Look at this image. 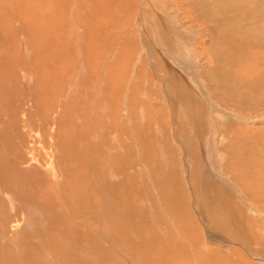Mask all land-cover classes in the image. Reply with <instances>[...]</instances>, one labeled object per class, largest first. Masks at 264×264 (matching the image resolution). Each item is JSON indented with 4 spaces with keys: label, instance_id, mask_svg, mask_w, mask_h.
<instances>
[{
    "label": "bare ground",
    "instance_id": "1",
    "mask_svg": "<svg viewBox=\"0 0 264 264\" xmlns=\"http://www.w3.org/2000/svg\"><path fill=\"white\" fill-rule=\"evenodd\" d=\"M3 1L0 0V16L2 14L1 8H6L7 2ZM52 1L55 3L53 5L50 4L49 12L55 13L51 16L46 13L44 16L48 18L54 17L55 25H53V20L51 24L48 23L49 29L46 33L42 32L44 37L49 32V42H43L42 40V42H39L37 40L36 45L43 43L44 50L45 48L48 49V60L53 52L59 54L56 57L58 58L61 54L64 56V54L70 51L68 43L69 35H79L83 41L76 47V50L87 47L90 52H93L94 56L90 61L93 71H86L85 69V75L88 74L86 79L89 85H95L96 83V90H93L95 92L94 99H97L96 103H99L97 109L99 110L100 108V111L103 112V115L102 113L101 115L104 117L109 112L107 107H110V103L112 106L114 105V109H112L114 113L116 111V116L112 120L113 125L112 123L109 124L107 120L106 127L104 128L103 122L98 121L94 123L92 121L93 118L90 120L89 117L84 115L82 122L85 124L81 126L83 133L79 132L80 135L78 134L76 137L75 133L72 135L70 131L69 140L67 138L60 145L58 143L61 135L55 139L53 145V140L49 138V142L46 143V149L48 147L49 151L42 150V154L44 153L42 158L38 156L40 153L38 152L40 150L38 145L42 140L35 133L36 131H31L32 134L28 131L30 135L23 134L20 138L17 137V143H10L9 146L8 140L15 139L16 130L13 128L15 134L10 135L8 139L2 134L3 132H0V264H158L159 261V264H193L196 258L198 264H244L245 261L241 263V259L239 260L238 257L234 258L233 254L228 255L222 249H199L197 244L202 238L197 230L200 232L201 230L194 224L196 214L194 213L195 217H193L192 212H190L191 206L189 207L188 198L190 192L186 188L188 184L186 185L185 180H183V174L186 169L179 162H181L182 152L187 148L186 153L188 155L192 153V160L195 163L191 165H194L195 169L199 164L202 166L200 161L206 151L203 142L211 135L210 146L213 145L212 148L214 147L218 155L223 157V159L228 157L229 159L225 160V162L231 163L233 166V170L230 172L226 170V167L224 170L220 168L224 175H234L235 180L237 173L238 178L241 180L239 182L236 180L235 182L241 188L242 182H245L248 177L259 180L262 178V182L264 183V167L261 164L264 161V152H262L264 148L248 139L243 140V142L238 141L235 144L233 138L227 146H223L222 144L226 143L225 135L227 136V134L224 135V130L221 128L229 123L236 124V122H240L242 118L240 115L250 112L248 108L252 105H257L255 101L257 95H249V90H254L257 93L256 91L261 88L264 91V38L262 39L260 36V34L264 36V31L257 33L254 28V25L264 21V0H184V4L188 5L186 8L189 9L190 7L189 13L192 15L191 18L189 17V21L207 25L206 27L208 28L211 26L214 30L218 29L216 33L213 31L210 37L208 36L209 39H207L206 45L209 48L205 49L203 47L206 52L208 50L211 56L209 60L211 61L209 63L211 65L206 68L207 70L204 68L203 75L201 72V74L197 73V76L191 69L193 66L199 72L197 64L192 63L191 58L193 55L190 47L177 43L179 34L177 36L172 34L179 31L180 21L175 18L176 16L171 11L159 5V2L154 0H129V2L127 0H116L118 3L114 7L115 0H78L84 7L82 9L83 12L89 18L78 19L75 22V18H70L68 21L64 19L66 18L64 14L67 13L66 9L68 7L65 5L66 1L62 3L60 1L58 4L56 2L59 0ZM11 2L14 1L11 0ZM72 3L75 4L76 1L74 0ZM19 4L21 5L20 2ZM147 4L151 6L153 12L148 9ZM184 4L182 3V5ZM100 5L103 9L102 12H100ZM72 8L73 5H70V12ZM120 8L122 9L119 10ZM16 9L18 10V8ZM32 9L30 8V10ZM116 10L121 11V13L126 12V18H128V15L131 17L127 24L126 22L119 24L121 27L119 30L124 32L125 36H121L119 46L115 44L119 48L114 58L115 60L117 57V60H115V63L105 67L104 57L102 56V60L99 58L101 51H98V53L94 48L97 47V42H100L101 38L97 30L98 28L102 30L105 22L106 24L113 23H109L111 18H115L113 21L114 23L116 22V14L113 13ZM25 12H29V9L25 10ZM118 18L120 19L121 17ZM173 18L177 19V21H174L175 19ZM37 20L39 21V19ZM41 21L43 22L44 20L41 19ZM63 22L67 24L66 30H63ZM127 25L129 31L126 34ZM144 26H146V29L143 34L141 27ZM34 29L36 30L35 27ZM86 29L89 33H94L89 44H87L88 38L85 41L82 35L83 32H86ZM16 31L11 32L15 35ZM35 33L39 34V32ZM21 36L24 35L22 34ZM31 39L32 37L29 41ZM113 51L111 49L107 53L109 54L108 56ZM6 60L3 64H0V72L5 76H0L1 78L4 77L5 80H9L12 66ZM22 62L24 63V60ZM244 62L246 64H244L243 70L245 68L246 71L240 73L239 66ZM138 63L141 66L140 71H146L147 77H145V81H148L147 87L142 86V84L145 85L142 81L144 73L143 75L140 73L141 76H138L136 75L137 73L133 72L135 76L131 80L132 82L130 81L126 85L123 84L121 86L122 91H120L119 97L118 89H120L121 82L118 85L113 79L119 80L121 76L117 77L118 73L113 72L122 68H128V64L131 65L129 69L132 70V67L137 68L136 65ZM105 68L108 69V73ZM103 69L106 75L104 74L101 77L100 71ZM8 71H10L9 76L6 75ZM77 71L73 72L77 73ZM18 74H20V83L25 86L24 89H28L31 80L30 75L22 70ZM69 81L72 84L70 76ZM134 82L138 83V86H136L137 90L131 87ZM129 85L131 88H127ZM83 86L88 87L87 82ZM45 90H48V88ZM40 91L41 89H39L38 93H35L41 94L40 96L43 97L44 94ZM64 93L67 98L71 94L70 88L65 89ZM133 93H136L135 98H133ZM215 94L216 96L221 95L224 101L230 105L232 103L233 106L231 108H235L237 112L235 113L232 110L231 112H226L223 108L219 107L214 102V98H211ZM144 97L146 98L144 99ZM125 99H128V106L123 105V100ZM79 103L81 105L79 108L81 109H77L75 114L77 115L78 112L85 114L82 107L85 103L83 101ZM13 108L12 110L10 106L6 109V111H10L9 113L6 111L1 112L5 114L4 116L8 117L9 127L17 122L16 119L13 118L11 120L12 118H10L12 117L11 114H16L15 106ZM22 109H20L21 112L24 110ZM117 109L123 112V118L117 115ZM149 109H152V111ZM27 111H30V109ZM27 111L24 114L23 112L20 114L21 122L23 123L26 119L25 115L29 116ZM48 117L51 120L53 118L50 115ZM118 118L125 126V130L121 126L119 127ZM176 118H178V121L175 120ZM48 121L46 124L48 123L49 125L50 122ZM66 121L68 122V120ZM2 122L7 123L5 120ZM97 124L100 125L99 128H97ZM172 124L174 125V130L179 129V131L175 134L173 133V135L171 133L169 135L168 129ZM50 125L52 127L49 129V135L55 131L52 130L54 123H50ZM70 125L74 129V125ZM4 126L3 128L0 127L4 130ZM27 126L28 123L25 127ZM93 126L96 127L94 128ZM258 128V133L259 130H264V126L260 124H258ZM12 130L10 131L13 132ZM66 130L68 128H65L63 133L66 134ZM114 130H119V132L123 130L125 138L123 137L120 143L117 141V145L115 144L113 147L114 150H110L112 149L110 141L115 136L112 134L116 132ZM216 130L218 132H215ZM18 133L22 134L21 132ZM171 136L173 137V142H176L177 137L179 140H184L182 143L185 146L184 148L179 143L176 145L178 149L182 147L180 152L177 148L172 147ZM234 136L235 133L233 132ZM230 137L232 135L229 136V139ZM215 150L213 151L215 152ZM59 156H65V162L67 160L71 165L65 167L64 165L67 163H61ZM89 159L93 162L91 164L93 166L87 169L90 166V163L87 165ZM98 160H101L105 165L106 171L103 172V170L99 169ZM220 161L219 164L221 163ZM51 162H54L55 166H57L56 170H53V167L50 165ZM203 167L201 170L204 169ZM235 167L237 169L236 173ZM66 168L68 169L66 170ZM103 174L104 176H102ZM231 175L229 180H233ZM65 176L72 178L73 187L71 186V189L69 185H66L67 182L65 180L64 182L60 180V177L63 180ZM50 180L55 184V193L53 195H43L44 193L42 192V197L45 200H34L36 193L33 195L32 188L42 189L43 186H49L48 182ZM204 182L206 183V181ZM130 187L134 189L131 193H129ZM226 187L228 186L226 185ZM213 188L216 187L213 186ZM228 188L225 192L220 189L215 191V197L212 198L214 200L215 198L218 199L220 203L216 205L217 209L215 208L211 211L212 220L219 218L221 210H224V208L231 211V207L235 205L236 196L231 194ZM115 191H118V194ZM68 192L71 193L69 194ZM114 192L118 195H115L117 198L113 196ZM194 194L197 193L193 190ZM52 196L56 197V199L48 200ZM112 196L115 198V201ZM107 197L109 199L112 198V202L109 199L108 201ZM258 198L259 204L263 203L264 205V199ZM148 200L152 205L147 204ZM199 200L197 201L200 202ZM240 201L246 206L249 204V201H246L244 196L239 194L237 203ZM129 202L130 205L128 204ZM200 204L198 203L199 207L202 205ZM238 207L240 209L241 205H238ZM39 210L41 213L43 211V216L38 214L36 215L38 218L34 217L35 212L37 214ZM105 210L109 211L107 216L101 214ZM120 210H123L124 213L122 214ZM140 210H144V215L142 216L147 218V220L150 219L152 225H148L147 222L143 221L145 218L142 220L139 214ZM116 211H120L119 214L121 216L117 215L115 217ZM33 218L36 220L34 221ZM232 218H241V215L235 211L229 216V219ZM166 222L169 224L168 226L166 225L167 228L164 225ZM153 223H157V225ZM85 224H88L86 225L88 228L85 227ZM237 225L235 224V227ZM99 226H107L108 228L104 227L101 228V231H98L97 227ZM212 227L211 229H217L222 233L229 232L227 228L221 227V225H213ZM85 228L88 230L86 231L88 232L87 235L83 233ZM242 233L244 234L243 231ZM213 234L211 235L213 236ZM114 239L117 240L113 242ZM208 242L210 243V241ZM262 244H258L257 246L255 244L253 249L261 251L264 254V243ZM235 254L240 258L238 253ZM98 255H103V258H99ZM249 263L254 264L252 261H249Z\"/></svg>",
    "mask_w": 264,
    "mask_h": 264
},
{
    "label": "rangeland",
    "instance_id": "2",
    "mask_svg": "<svg viewBox=\"0 0 264 264\" xmlns=\"http://www.w3.org/2000/svg\"><path fill=\"white\" fill-rule=\"evenodd\" d=\"M12 1H14V2H11V0H4L3 1V2H5V3L7 2V3H6V6H5L6 8H4V7L1 8L2 14L0 16V21H1L0 22V32H1L0 33V40H1L0 41V64L1 63L3 64L4 61L7 59L6 60L7 63L10 62L9 65L12 66L11 67L12 69L10 71H12V73H13V74L11 73V76H10L9 80H5L4 77L1 78V76H5V75H3V73L0 72V75H1L0 76V79H1L0 80V126L2 128H3L4 125L6 126V127L4 126V130L0 127V130H1L0 132H3L2 134H4L7 137V139H8V137L10 135L15 134L14 129L16 130L17 134L19 135L18 136L17 134H15L14 135V137H15L14 140H12V139H11V141L8 140V146L10 145V143H12V144L17 143L18 138H20V136H22L23 134L30 135L28 131H30V133H31V131L32 132L36 131L35 133L38 134L39 137L42 140V142H40L39 145H38L40 150L37 149L38 152H40L38 156L40 158H42L44 156L43 155L44 153L42 154V152H43L42 150L45 149V151H49L48 147L46 149V143L49 142L48 141L49 138L51 140H53L52 141V145H53V143L55 142V139H57L61 135L59 137L60 139H59V143H58L60 145V144H63L68 137H70V134H69L70 131L72 132V135L75 133L76 137L78 136L79 132L83 133V130H81V126L85 124L84 122H82V119H84V115L86 117H89L90 120H92V118H93L92 121L94 123H97L98 121L101 122V123L103 122V127L104 128L106 127V121L107 120L109 121V124L112 123V125H113V121L112 120H114L115 119L114 117L116 116L115 115L116 111H115V113L113 111L114 105L112 106L109 103L110 107H107L109 109V112L107 113V115H104V117L102 116L103 112L100 111V108H99V110L97 109L98 108L97 106H99V103H96L97 99H94V97H95L94 90H96V86H95L96 83H95V85H93V84L89 85V82L86 79V76H88V74L85 75V72L87 70L93 71V67L90 64V61L92 60V58L94 56H93V52H90V50H88L87 47L86 48H82V49L79 48L78 50H76V47L79 46V44L83 41L79 37V35H75V34L69 35L68 43L70 45V49H69L70 51H68L67 54H64V56L61 54L58 58H56V57L59 54L57 52H53V54L51 53L50 58L48 60V57H49V53L47 52L48 49L45 48V50H44V46L42 45L43 43H41L39 45H36V43L38 41L39 42H42V41L43 42H49V37H50L49 32H48L47 36L45 35V37H44L43 33L44 32L46 33V31L49 29V24H51L53 20H54L53 21V23H54L53 25H55V18L54 17H52V18L49 17L48 18L47 16H44V14L47 13V14H49L51 16V15H53L55 13V12H49L50 11V4L53 5L55 2H53L52 0H45V1L44 0H41V1L40 0H19V1L18 0H12ZM60 1H61V3L66 1L65 5L68 6V7L66 6L67 7V9H66L67 13L64 14V17H66L64 19H67L66 21L70 20V18L71 19L75 18L74 19L75 22H77L78 19L83 20V19L89 18V16L86 15L85 12H83L82 9L84 7L79 3L78 0H75V1H76L77 5H79V6H77L76 3L75 4L72 3L74 0L73 1L72 0H63V1L59 0L56 3L58 4ZM67 1L70 2V3L68 4ZM127 1L129 2V0H127ZM154 1L159 2V5L163 6L166 10L171 11L176 16L175 18H177L180 21V27L178 28L179 31H176V32H174L172 34L176 35V36L179 34V40L177 41V43H181L183 45H186L187 47H190V51H191V53L193 55L192 58H191L192 63H196L197 66L199 67V72H198L196 70V68L194 69L193 66H192V68H191L192 72L196 76H197V73L201 74V72H202V75H203V71H205L204 68L206 69V68L210 67V65H211V64H209V63H211V61H209L211 56L208 53V50H207V52L205 50V49L209 48V46L206 45L207 39H209L210 34L213 31H215V33H216L218 29L214 30L211 26H210V28H208V27H206L207 25H203V24L198 23V22L196 23L194 21L191 22V20L189 21V19L192 17V15H191V13H189L190 7H189V9L186 8V6H188V5L184 4V0H154ZM19 2L21 3V5L19 4ZM41 2H44V3H42L43 5L41 4ZM51 2H53V3H51ZM117 3H118L117 1L114 3V7L117 6ZM182 3L185 6L182 5ZM16 4H18V5H16ZM70 5H73V8H72L71 12H70ZM101 5L103 6V4H101ZM101 5H100V8H101L100 12H102V10H103ZM28 6H30V7H28ZM57 6L59 7V5H57ZM12 7H13L14 10L12 9ZM15 7L18 8V10ZM78 7H81V8H78ZM147 7H148V9L151 12H153V9L151 8V6L149 4H147ZM23 8L25 10L29 9V12H25V10ZM30 8L31 9L33 8L32 10L34 11V13H33L32 10H30ZM55 8H56V6H55ZM21 9H23L24 12H22L23 10H21ZM42 9H44V10H42ZM121 9L122 8H120L119 10H121ZM119 10H116L117 12L113 11V13L116 14V16H115L116 17V22L115 23L113 21V20H115V18L114 19L111 18L112 20L110 19L109 23L110 22H113V23L106 24V22H105V24H103L104 26L102 27V30L100 28H98V30H97V32H99V34H100L102 39L100 38V42H97V45L95 44L97 47H94V48L96 49L97 52L101 51L99 58L102 60V58L104 57L103 60H104L105 67L115 63V60H117V57L114 60L115 56L117 55V51L119 49V48L116 47V45L119 46L118 44H120L121 36H125L124 32L119 30V29H121L119 24H121L122 22L123 23L126 22V24H127L128 21L130 20V17H131L130 15H128L127 16L128 18H126L125 17L126 16L125 15L126 12L125 13H121V11H119ZM131 12H133V11L131 10ZM4 13H5V15H3ZM128 13H130V12H128ZM38 14L40 15V17H39ZM7 15H8V17H7ZM31 15H33V16H31ZM3 16H4V19H3ZM34 16H36V18L39 19L40 22L36 18H34ZM187 16H188V18H187ZM31 17H32L33 20L31 19ZM118 17H121L122 19L121 18L119 19ZM123 18H124V20H123ZM175 18H173V19H175ZM41 19L44 20V21L42 22ZM94 19H89V20H94ZM177 19H175L174 21H177ZM35 20L37 21V23L39 22L38 25H37ZM17 23L19 24L18 26H17ZM25 23H26V26L28 25L27 27L25 26ZM56 24H57V21H56ZM43 25H47V26H43ZM185 25L187 27H191V28H187ZM254 26H255L254 27L255 31L257 33H260V32L264 31V21L260 22V24L257 23ZM34 27L36 28V30L34 29ZM66 27H67V24L63 22V30L64 29L66 30L67 29ZM127 27H128V25H127ZM145 27L146 26L141 27V31L143 32V34L145 32V29H146ZM201 27H203V28L201 29ZM11 31H16L15 35ZM127 31H129V27L126 28V34H127ZM35 32H39V34L38 33L36 34ZM22 34L24 36H21ZM82 35L85 38V41H87V38H88V43L87 44H89V41L92 40L91 38L94 35V33L93 32L89 33L88 30L86 29V32H83ZM14 36L16 37V40H15ZM260 36H261L262 39L264 38V36H262L261 34H260ZM31 37H32V39L34 41L32 39H31V41H29ZM45 38H47V39H45ZM203 39H204V41H203ZM5 40H7V41H5ZM106 47H107V49H106ZM203 47L205 49H203ZM111 49H113L114 51L111 52L110 56H108L109 54H107V53L109 51H111ZM115 50H116V53H115ZM10 51H12V52H10ZM45 52H47V53H45ZM66 55H68V56H66ZM196 55H197V57H196ZM204 55L207 56V57H205ZM88 59H89V61H88ZM23 60H24V63L22 62ZM34 60L37 61L38 63L35 62ZM15 62H16V66H15ZM203 62L206 63V64H204ZM25 63H27V64H25ZM244 64H246V63L244 62L243 64H241V66H239L240 73H244V71H246L245 68L243 70ZM136 66H137V68H133L132 67V70H130L129 68H131V65L128 64V68H122V69H120L118 71H114L113 72V73H115V72L118 73L117 77L121 76L119 78V80L116 79V78L113 79V80H115L116 84H118V85L121 82L120 89H118L119 90V97H120V94H121L120 91H122L121 86H123V84L126 85L131 80H133V77L135 76V73H137L136 75H138V76L140 75V73H141V75H143V73H144V75L142 76L143 77L142 81H143V83H145V85L142 84V86L147 87L148 81H145V79H146L145 77H147L146 73H145L146 71L145 72L142 71V70L140 71V67H141L140 63H138V65H136ZM201 68H203V69H201ZM85 69H86V71H85ZM105 69L107 70V73H108V69L107 68H105ZM17 70H18V72H16ZM20 70H22L25 73H28L30 75V79L31 80L29 82V85H28L29 88L28 89H24L25 86H23L20 83V81H19L20 80L19 79L20 78V74H18V73H19ZM10 71H8L6 75H8L10 73ZM73 71H77V73H74ZM136 71H138V72H136ZM111 72H112V70H111ZM133 72H135V73H133ZM125 73H126V75H125ZM131 73H132L133 76L131 75ZM100 74H101V77H103L104 74L106 75V72L104 71V69L100 71ZM128 75H130V76H128ZM69 76L71 77L72 84L69 81ZM83 76H84V80H83ZM73 78H74V80H73ZM34 79H36V80H34ZM85 79H86L88 87L87 86H83V84L86 83ZM202 81L204 82L203 79H202ZM136 86H138L137 82H134L131 85V87L134 88V89L136 88ZM129 87H130V85L127 88H129ZM46 88H48V90H45ZM68 88H70V93L71 94L69 96H67V98H66L64 91H65V89H68ZM103 88H104V86H103ZM114 88H115V86H114ZM39 89H41L40 92H42V94H44L43 97L40 96L41 94L40 95L37 94ZM136 90H137V88H136ZM144 90H145V88H144ZM261 91H262L261 88L256 91L257 93H255L254 90H251V91L249 90V92H248L249 95H257V99L255 100L257 102V105H252L251 107H249L248 111H250V112H246V114H243V115L241 114L240 116L242 118H241L240 122H236V124L229 123V124L224 125L223 127H221L222 130H224V135L227 134V136L225 135V137H226L225 142L226 143L222 144L223 146H227V144L233 138V141L235 142V144L238 143V141H242L243 142V140L248 139V140L253 141L254 143L258 144V146H261L262 148H264V146H263L264 145V130L263 131L259 130V133L257 132L258 129H259L258 128V124H260L261 126H264V91H262V92ZM35 92H37V93H35ZM115 93H116V91H115ZM135 94L136 93H133V98L136 97ZM45 95H48V96H45ZM215 96H216V94L212 95L211 98H214V102L217 103V105L219 107L223 108L226 112H229V111L231 112V110L233 112H235V113L237 112V110L235 108H231V106H233L232 103L230 105L228 102L224 101V98H222L221 95L220 96H216V97ZM219 97H221V98H219ZM43 98H44V100H43ZM145 98L146 97H144V99ZM82 101L85 103L82 106L84 108L83 110L85 111L84 112L85 114H81V112H78L77 115H76L75 114L76 110L77 109H81V108H79V107H81L79 102H82ZM54 102H56V103H54ZM127 102H128V99L123 100V105L124 106L125 105L128 106ZM102 104H103V106H105L104 103H102ZM10 106H11L12 110L14 109L13 107L15 106V111H16V114H18V115L11 114V116H12V117H10V118H12L11 120H13V118H14V119L17 120V122L9 127L8 117L4 116L5 114H3L1 112H5L6 109L8 107H10ZM89 106H90V109H89ZM21 108L24 109V110L22 109L23 110L22 111L23 114H24V112H26L27 110L30 109V111H27V113H29V116L25 115L26 119L24 120L25 121L24 123L21 122V117H20V114H22V112L20 111ZM149 110L152 111V109H149ZM234 110H236V111H234ZM6 112L9 113L10 111L7 110ZM101 113H102V115H101ZM117 113H118L117 114L118 116H120V117L122 116V118H123L124 115H123V112L121 110L117 109ZM252 114H253V116H252ZM49 115L51 117H53L52 120H51L50 117H48ZM249 116H251V117H249ZM3 120L7 121V123L6 122H2ZM66 120H68V122ZM101 120H103V121H101ZM118 120H119V118H118ZM175 120L178 121V118H176ZM47 121L50 122L51 124L54 123V127L52 128V130H55V131L50 133V135H49V129H51L52 126L50 125V123H49V125H48V123L46 124ZM69 121H71V122H69ZM22 123H23V126H22ZM27 123H28L27 127L30 126L28 129H27V127H25ZM70 124L74 125V129L71 127ZM69 125H70V127H69ZM99 126L100 125H98L97 128H99ZM120 126H121V128H123L125 130V126L123 125L121 120H119V127ZM76 127H78V128H76ZM30 128H31V130H30ZM65 128L66 129L68 128V130H69V131L68 130L65 131L66 134L63 133ZM245 128H247V129H245ZM72 129H73V131H72ZM10 130H12L14 133L11 132ZM23 130L25 131L24 133H23ZM108 130H109V128H108ZM168 130H169V135H170V133H171V135H173V133L175 134V133H177L179 131V129L174 130V125L173 124L169 126ZM172 130H174V131L172 132ZM114 131H116V132H113V134H112V135H115V136H114L113 140L110 141V145H111V148H112L110 150H114L113 147H114L115 144L117 145V143H116L117 141H119L118 143H120V141H122V138L123 137L125 138V133H124L123 130L122 131L120 130V132H119V130H114ZM18 132H21L22 134H19ZM61 132L63 133V135H62ZM215 132H218V131L216 130ZM233 132L235 133L234 137H233ZM217 135H219V134H217ZM230 135H232V137H230V139H229ZM210 138H211V135L207 139H205L204 142H203V146H205L206 151H205V154L202 157L200 163H202V166H204L203 167L204 169L201 170L202 166L200 164L197 165L196 169H195L194 165H191V164H195V163L192 160V156H191L192 153H191V155H188V153H186L187 152V150H186L187 148L185 149L184 152H182V155H181V158H180L181 162H179L181 165H184V169H186V171L184 172L185 175L183 174V180H185L186 185L188 184L186 186V188H187V191H189L190 194H191V195L189 194L190 196L188 195L189 207L191 206L190 207V212H192L193 217L196 216L195 217L196 221L194 222V224H196L197 228L201 230V232L199 230H197L198 234L202 238L201 240H199L197 245L199 246V249L200 248H203V249H205V248L218 249V250L222 249L223 251H225V253L227 252L228 255L229 254H233L234 258L238 257L239 260L241 259V263L245 261L246 263L244 262V264H250L249 261H252L254 264H264V256H263L264 254L261 251L259 252L258 250L253 249V246H255V244L257 246L258 244L261 245L262 243H264V205H263V203L259 204V202H258L259 201L258 197L264 199V196H263L264 195V183L262 182V178L259 180V179L248 177L245 180V182H242L243 184H242V188H241L240 185L235 182L236 180L238 182L241 180L240 178H238V174L236 173L237 169L235 167V173H236L235 178L236 179L234 180V175L230 174L231 178L233 180H229L230 179L229 178L230 175L229 174H225L224 175L222 173L221 169L224 170L225 167H226V170L230 172V171L233 170V166H232L231 163L228 164V163L225 162V160L229 159L228 157H225L223 159V157L218 155L217 150H215L214 147L212 148L213 145L210 146V144H211V139ZM170 139H171V143H173L172 147L177 148V150L180 152L182 147L179 148L180 149L179 150L178 146H176V145L178 143L182 145L184 140H181V139L179 140L178 137H177L176 138V142H173V137L172 136L170 137ZM68 140H69V138H68ZM174 141H175V139H174ZM179 141H181V142H179ZM182 146H183V148L185 147L184 145H182ZM189 148H190V146H189ZM23 150L25 152L24 147H23ZM213 150H215L216 153ZM262 152H264V149H263ZM184 153H186V154H184ZM59 159L61 160V163H64L66 157L65 156L64 157L63 156H59ZM62 160H64V161H62ZM98 161H99L98 164L100 165L99 169L101 171L103 170V172L106 171L105 165L101 162V160H98ZM219 161L221 162L220 164H219ZM87 162H88L87 165H89V163H90L89 167L86 165L88 167L87 169H89L90 167L92 168L93 165H91V164L93 162L90 161V159ZM65 163H67V164L64 165L65 167H69L71 165L67 160H66ZM261 164L264 167V161ZM50 165L53 167V170H56L57 166H55L54 162H51ZM67 169L68 168H66V170ZM229 172H227V173H229ZM259 173H262V172H259ZM104 174L102 176H104ZM84 175H87V174H84ZM68 177L69 176H65L63 180L60 177V180L63 181V182L65 180L67 182L66 185L67 186L69 185V188L71 189V186L73 187V182H72V178L71 177L68 178ZM195 178H196V180H195ZM218 179H220V180H218ZM203 180L206 181V183ZM104 181H105V179H104ZM202 181H203V183H202ZM216 181H217V183H216ZM204 183H205V185H203ZM48 184H49L50 187L42 185L43 187L40 186V187H42V189L41 188H37V189H33L32 188L33 195L36 193L35 196H34V200H36V199L38 201L42 200V199L45 200V198L42 197L43 193H44L43 195H45V194L46 195L47 194L48 195H53L55 193L56 190H55L54 182H51V180H50L48 182ZM226 185L229 188L226 187ZM189 186H191V187L193 186L194 188L193 187L191 188ZM213 186L216 187V188H213ZM82 187H84V186H82ZM236 187H237V190H236ZM197 188H198V190H197ZM227 188L230 190L231 194H233L234 196L237 197V198L235 197L236 201L234 200L235 201L234 202L235 205H233L231 207V209H232L231 211H230V209H225L224 208V210H221L220 217L216 218L215 220H212V212L211 211L217 207L216 206L217 204L220 203L218 199L215 198V200H214L212 197H215V194H216L215 191L216 190L220 189L221 191L225 192V191H227L226 190ZM38 189H39V191H38ZM40 189H41V191H40ZM45 190H46V192H45ZM191 190H192V192H191ZM193 190L195 191V193L198 194V196H197V194L193 195ZM133 191H134V189H132L130 187L129 188V193H131ZM115 192L118 194V191H115ZM115 192L113 193V196L117 195ZM237 193H238V195H237ZM239 194L244 196L246 201H249L248 206H246L241 201L239 203H237ZM113 196H112V198L114 200L115 198ZM117 196H115V197L117 198ZM108 197H107V200L109 199ZM112 198L109 199V200H111L110 202H112ZM232 198H234V197L232 196ZM53 199H56V197L52 196V198L50 197L48 200L51 201ZM198 199H200L199 200L200 202L197 201ZM203 199H204V201H203ZM129 200H130V198H129ZM131 200H132V198H131ZM191 201H192V203H191ZM196 202H198L199 204L202 202L201 203L202 205L200 204L201 207H199L198 203H196ZM148 203H149V205H152L149 200L147 201V204ZM128 204L130 205V202ZM193 205H194V209H193ZM238 205H241L240 209H239L240 206L238 207ZM195 206H196V208H195ZM191 210H193V211H191ZM194 210H195V212H194ZM233 210L237 211L238 214L241 215V218L229 219V216L233 212H235ZM244 210H245V212H244ZM120 211H121L122 214L124 213L123 210H120ZM120 211H116L115 212V213H117V214H115V217L117 215L121 216L119 214ZM143 212H144V210H140L139 211V214L141 215L142 220L145 218V217L142 216V215H144ZM149 212H150V210H149ZM108 213H109L108 210H105V211L101 212L102 215H106V216L108 215ZM38 214H41V216H43L44 213H43V211L41 213V211L39 210V213L36 214V212H35L34 217L38 218L36 216ZM124 216H125V214H124ZM33 220L35 221L36 219L33 218ZM143 221L147 222L148 225L149 224L152 225L151 224L152 222H151L150 219L147 220V218H145V220H143ZM245 223H246V227H245ZM153 224L157 225V223H153ZM235 224L236 225L238 224L236 226L237 228L235 227ZM86 225H88V224H85V227L88 228V226H86ZM164 225L168 226L169 224H167V222H166V223H164ZM213 225H216V226H220L221 225V227L223 226V227L227 228V230L229 231L228 232L229 234L227 232L222 233V232H220L217 229H211V228H213L212 227ZM136 226H137V224H136ZM167 226H166V228H167ZM99 227H97L98 231L99 230L101 231L102 230L101 228H104V227L106 229L108 228L107 226H104V227L103 226L102 227L99 226ZM44 228H46V227H44ZM87 228H85V231L83 232L85 235H87V233H88V232H86V231H88ZM110 228H111V226L109 227V230H110ZM92 231H93V229H92ZM242 231L244 232V234L242 233ZM167 232H168V230H167ZM212 233H214L213 234L214 237L211 235ZM239 233H241V234H239ZM205 239H206L207 242L210 241V243L209 242L207 243L205 241ZM116 240L114 239L113 242L116 241ZM113 242H111V243H113ZM262 246H263V244H262ZM235 253H238V255H240V258ZM98 254H99V251H98ZM98 256H99V258H103V255H98ZM195 258H196V256H195ZM196 262L198 264L197 258H196V261H194V263L196 264ZM156 263H157V261H156ZM159 263H160V261H159ZM176 264H184V263H176Z\"/></svg>",
    "mask_w": 264,
    "mask_h": 264
}]
</instances>
